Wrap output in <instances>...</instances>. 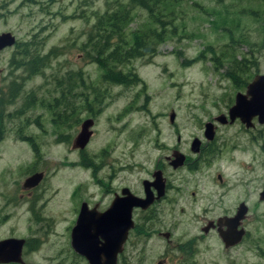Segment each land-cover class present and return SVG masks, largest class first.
Returning a JSON list of instances; mask_svg holds the SVG:
<instances>
[{"label": "rangeland", "instance_id": "1", "mask_svg": "<svg viewBox=\"0 0 264 264\" xmlns=\"http://www.w3.org/2000/svg\"><path fill=\"white\" fill-rule=\"evenodd\" d=\"M88 2L0 0V33H12L18 47L32 39L41 53L54 48L48 64L31 76L9 63L15 44L0 51V236H34L36 251L30 259L37 264L79 263L72 258L67 238L74 206L83 199L106 203L110 188L122 185L138 191L139 180L175 144L176 132L168 122L170 110L179 128L178 148L191 157L189 142L192 136L202 138L201 124L225 113L234 93L243 92L254 74L264 73V0H181L176 34L160 43L149 60L135 59L121 66L122 71H133L139 82L127 87L105 83L101 70L86 62L79 49L94 13L104 9V0ZM138 11L131 28L144 20V13ZM233 54L246 59L240 72L236 64L240 62L226 59ZM225 69L236 80L226 77ZM77 71L84 86L66 79L69 72ZM11 82L18 84L15 97L9 96ZM80 91L87 107L81 97L71 94ZM66 102L83 108L71 112ZM85 117L94 119L93 135L79 156L70 142ZM219 129V152L208 155L212 161L205 167L210 181L206 187L217 189L216 173L229 183L240 179L247 206L246 235L229 251L208 236L199 245L201 254L195 261L264 264V200L257 199L264 184V122L256 125L252 140L237 121ZM28 140L37 147L36 158ZM34 171H44L45 178L31 196L36 195L37 219L29 220L27 200L19 199L18 186ZM180 175L183 183L177 188L182 200L175 214L181 213L184 224L174 230V238L183 232L196 234L197 223L191 215L199 212L188 206L192 173L181 170ZM235 191L230 190V196ZM161 209L165 215L169 212L165 203ZM138 239L141 242L129 264H154L164 250H170L157 236L146 244V250L144 239ZM130 251L129 243L126 253Z\"/></svg>", "mask_w": 264, "mask_h": 264}, {"label": "flooded vegetation", "instance_id": "2", "mask_svg": "<svg viewBox=\"0 0 264 264\" xmlns=\"http://www.w3.org/2000/svg\"><path fill=\"white\" fill-rule=\"evenodd\" d=\"M234 80H236V78H234ZM249 81L245 82L243 92L245 91L246 85ZM78 83L79 87L82 85L84 86L82 79H80ZM237 92L243 93L241 91ZM237 92H235L234 95ZM83 93V91H80L77 94L71 92L72 95H76L79 98L81 97L82 104L87 107L88 101H86V97ZM66 105L68 108H70L71 112L75 111V109L77 110L79 108H83L79 105L76 107L74 104H69L68 102H66ZM171 111L172 110H170L169 112ZM220 114H223L224 122H219L215 120V117ZM174 116L175 113L173 112V120L172 122H170L168 118V122L172 128L174 127L173 130L174 132H176L173 134L175 136V144L168 149V154H164L161 156L160 162L158 161V159L160 158L156 159L152 169L148 171L145 177L139 180L140 189L138 191H134L129 186L122 185L119 188H110L108 193H111V197L106 203H102L99 200L90 203L88 202V200L83 199L78 203L76 207L74 206L73 210H75V216L67 226V238L70 250L72 252L71 254L73 256L72 258L75 257L79 261L78 264H89L88 260L85 258L84 255H81L73 250L70 241L71 229L77 218L80 206L82 205V203H84L85 211H88L91 215L96 216L109 207L110 202L113 198L121 197L122 195H124L122 194L123 189H126V191L135 198L149 200V203L144 208H141L139 206L131 207V226L128 227L126 231L124 240L121 244V250L119 253L116 254L114 264H129L128 260L130 259L131 254L133 252H137V245L141 242L138 239L139 237H142L144 239V241H142L143 250L144 248L146 250V244L150 241L153 236H157L164 243L166 242V244L170 246V250L168 252L164 250L162 255L155 259L154 264H196L195 260L197 256L201 254V252H199V245L204 243L205 239L208 236H213L219 243V245H221L224 251L232 250V248H235L244 241L246 235L245 218L247 211L243 191L244 184H241L239 182L240 179H238L236 183L226 182V180L221 176L220 173H216L214 175V179L217 184V189H209L206 187V185L210 182L208 181L209 171L206 170L205 167L210 166V161H212V157H210V159L208 158V155L211 156L212 154L219 152V149L216 146L220 137L219 128L228 127L229 125L234 124V122L237 121L239 128L244 133H248L250 140H252L256 139L255 132H253L256 128V125L262 122L257 121V116H252L249 119L248 126L245 125V123H242L238 118H234L230 122L228 120L227 110L225 113L220 112L201 124L200 128H202V138H198V136H192L188 147L189 152L191 153L190 157L178 148L180 136L179 132H177L179 128L174 122ZM85 119H90L92 122L91 125L88 127L90 130L89 138L82 148L74 147V138L80 129L81 123ZM205 122H210L213 127L211 139H206L204 137ZM93 124L94 119L92 117L82 118L78 124V131L73 136L70 142L71 149L76 151L79 156L82 155V153L84 152V147L93 135ZM193 139L197 140V147L195 151L191 150L190 148V143ZM27 143L36 158L37 147L34 141L28 140ZM26 151H28V149ZM177 152L184 156L183 162L181 165L173 167L170 164V161L173 159V153L175 154ZM181 170H185L187 172L192 173V176H190L189 179L192 182L193 186L190 190H188V192H186L190 196V199L188 200V206L190 209H195L199 212H194V214L191 215L194 222L197 223V230L195 231L196 234L188 236L187 232H183L182 236H180L179 238H174V230L184 224L181 220V213L175 214V207L182 200V193L180 189L177 188V186L182 185L183 183V178L180 175ZM155 171H159V177L161 178L163 186L160 189L161 192L159 195H157V192L159 190H157V188L153 184V181L155 180L153 174ZM35 174L39 175L38 179L34 181L35 183L30 186H25V179ZM44 175V171L30 172L25 175L22 181L19 183L18 188L20 192L18 194V197L19 199L24 198L25 200H27L24 204L26 207V211L29 215V220L37 219V216L35 215L34 211V199L36 198V195L34 196V198H31V196L35 194L36 189L39 187L40 183L45 178ZM112 178L113 177L110 176L109 182ZM184 183H189V180L184 181ZM238 187L240 188V190ZM234 188H237L238 191H235L230 196L229 191ZM259 192L260 191H258L257 193V199L260 201L261 199H259ZM102 194H106V191H104ZM162 203H165L167 209L169 210L167 215H165V213L161 209ZM242 205L245 207V212L243 214V217H241L236 222L234 220V217L236 216L237 211L240 210V207ZM177 211L182 212L183 209L178 208ZM135 215H137L136 219ZM237 231H242L240 239L234 244L226 245L223 239L221 238V234H226L227 238L229 236L231 237L232 235L234 239L235 232ZM6 239L19 240V250L18 252H14V254L1 253L0 259L2 258L4 261L1 260L2 262H0V264H37L30 259V256L36 251L37 240L34 238V236H0V241ZM131 239L133 240L131 241ZM99 241H101L100 238ZM129 243L132 251L126 253L127 246Z\"/></svg>", "mask_w": 264, "mask_h": 264}, {"label": "trees", "instance_id": "3", "mask_svg": "<svg viewBox=\"0 0 264 264\" xmlns=\"http://www.w3.org/2000/svg\"><path fill=\"white\" fill-rule=\"evenodd\" d=\"M81 1L84 5L89 4L88 0ZM180 1L104 0V9L94 13L93 21L80 43L82 58L101 70L103 82L124 87L136 85L140 80L138 76L133 71H122L121 66L135 59L149 60L157 52L160 43L176 34L181 13L178 9ZM138 10L144 13V20L131 28L130 24ZM261 31L264 33V28ZM262 39L264 41V36ZM14 44L15 53L9 63L16 68H23L28 76L38 73L53 55L54 48L41 53L40 45L36 47L32 39L21 43V47H18L17 42ZM226 59L228 62H240L236 63L240 69L238 72L242 69L241 63L246 61L245 58L236 59L235 54L227 55ZM231 73L228 69L224 71L226 77L234 80L235 75ZM72 76H76V80ZM80 76L79 71L69 72L66 79L79 85ZM17 86V83L11 82L10 97L16 96L13 91L17 90L14 88Z\"/></svg>", "mask_w": 264, "mask_h": 264}, {"label": "water", "instance_id": "4", "mask_svg": "<svg viewBox=\"0 0 264 264\" xmlns=\"http://www.w3.org/2000/svg\"><path fill=\"white\" fill-rule=\"evenodd\" d=\"M15 37L9 31L0 33V51L11 47L15 43ZM228 120L231 122L234 118H238L242 123L248 126L249 119L252 116H257L258 122L264 120V73L255 74L247 83L243 93L237 92L234 95L233 103L227 109ZM169 121L173 120V112L168 114ZM215 120L224 122L223 114L215 117ZM90 119H85L81 125L77 135L74 138V147L82 148L87 142L91 125ZM213 127L210 122L204 124V137L211 139ZM197 140L193 139L190 143L191 150L196 149ZM173 159L170 164L173 167L179 166L183 162L184 156L179 152L173 153ZM154 186L159 190L160 194L162 186L159 171L154 172ZM38 174L29 176L25 179L24 185L30 186L38 179ZM121 197H115L110 202L109 207L102 213L94 216L90 212L85 211V204L79 208V212L75 223L71 229L70 241L73 250L81 255H84L89 264H114L115 256L121 250V244L124 240L128 227L131 226L130 210L132 206L144 208L149 200L135 198L129 194L126 189L122 190ZM148 196V195H146ZM259 199L264 200V184L259 192ZM245 212V207L242 205L236 213L234 220L237 222ZM242 231L235 232L234 239L231 235L222 233L221 238L226 245L234 244L240 239ZM99 238L101 241H99ZM100 242V244H99ZM20 241L16 239H6L0 241V255L5 253L18 252ZM2 258L0 262H2ZM4 261V260H3Z\"/></svg>", "mask_w": 264, "mask_h": 264}]
</instances>
